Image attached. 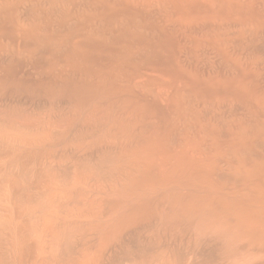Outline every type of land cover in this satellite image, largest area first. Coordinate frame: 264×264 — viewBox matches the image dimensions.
Segmentation results:
<instances>
[{
	"label": "bare ground",
	"instance_id": "obj_1",
	"mask_svg": "<svg viewBox=\"0 0 264 264\" xmlns=\"http://www.w3.org/2000/svg\"><path fill=\"white\" fill-rule=\"evenodd\" d=\"M0 264H264V0H0Z\"/></svg>",
	"mask_w": 264,
	"mask_h": 264
}]
</instances>
